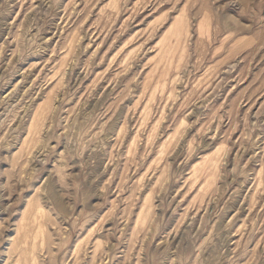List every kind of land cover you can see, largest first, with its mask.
<instances>
[{"label":"rangeland","instance_id":"1","mask_svg":"<svg viewBox=\"0 0 264 264\" xmlns=\"http://www.w3.org/2000/svg\"><path fill=\"white\" fill-rule=\"evenodd\" d=\"M0 264H264V0H0Z\"/></svg>","mask_w":264,"mask_h":264},{"label":"bare ground","instance_id":"2","mask_svg":"<svg viewBox=\"0 0 264 264\" xmlns=\"http://www.w3.org/2000/svg\"><path fill=\"white\" fill-rule=\"evenodd\" d=\"M37 211H38V209H37ZM149 212H150V211H149ZM36 214H37V213H36ZM38 215H39V214H38ZM33 220H34V219H33ZM37 224H38V223H37ZM36 228H39V227L37 226ZM38 230H40V229H38ZM35 232H36V231H35ZM34 234H35V233H34ZM34 234H33V235H34ZM36 235H37V232H36ZM36 235H35V236H36ZM40 238H41V237H40ZM33 239H34V237H33ZM33 239H32V241H35V240H33ZM33 245H34V244H33ZM34 261H35V260H34Z\"/></svg>","mask_w":264,"mask_h":264}]
</instances>
